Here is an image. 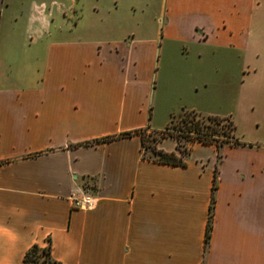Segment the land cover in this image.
<instances>
[{"label": "crops", "instance_id": "obj_1", "mask_svg": "<svg viewBox=\"0 0 264 264\" xmlns=\"http://www.w3.org/2000/svg\"><path fill=\"white\" fill-rule=\"evenodd\" d=\"M139 1L27 0V35L49 43L40 77L0 89V264H24L49 244L61 264H264V151L225 145L218 167L217 147L194 142L186 166H173L144 157L136 134L170 124H153L161 89L206 99L221 53L247 61L264 0H154V24ZM87 20L106 37L59 38ZM174 57L194 61L191 77L162 76ZM158 149L181 155L172 138ZM84 192L97 199L92 211L72 204Z\"/></svg>", "mask_w": 264, "mask_h": 264}, {"label": "rangeland", "instance_id": "obj_2", "mask_svg": "<svg viewBox=\"0 0 264 264\" xmlns=\"http://www.w3.org/2000/svg\"><path fill=\"white\" fill-rule=\"evenodd\" d=\"M62 2L66 8L69 6V0H62ZM136 6L139 14L141 11H145L151 20L150 23L154 24V19L159 10L158 4L154 0H140ZM28 8L27 0H0V89L8 87L11 91L16 90L22 79H34L35 76L40 77L43 74L47 59L45 45L49 42L47 39L41 42L40 36L30 40V36L27 35L30 28ZM119 9L123 14L130 12L127 5H120ZM62 21H57L53 27L64 26ZM91 22V20H87L85 26L71 34V37L61 35L59 38L74 37L88 41L105 38L106 36L102 37L101 34H97L91 29L89 26ZM259 27L260 29L253 36L252 46L245 63L243 59L227 58L225 53H221L220 71L218 74L216 72L213 74L216 80L220 79V83L214 85V91L207 94L206 99L193 94L182 96L173 87L167 93L164 89L159 91L154 104L153 124L157 128H164L168 123L170 124L160 131L147 130L142 133L145 141V147H142L145 157L152 158L153 154L149 148L154 146L158 149L160 143L170 138L176 140L177 144L181 146L185 157L189 153L191 139L177 136L181 133L180 131L186 130L190 121H193L190 111L181 110L180 103L182 101L188 105L199 106V104H203L205 112L230 118L236 127L235 138L246 144L240 147H252L264 151V29L261 28V25ZM196 66L193 60L185 65H180L177 63V57H174V63L169 64L167 69L166 65L163 64L162 76L168 74L173 79H187L191 77L192 70ZM204 67L205 70L209 69L207 64ZM243 69L247 73L243 74ZM166 71L168 73H165ZM242 82L244 83L242 84ZM171 113H174L175 116L170 122L169 114ZM194 122L209 124L206 121V116L202 115L195 116ZM219 129L214 135L215 137L221 141H233L231 137H228V133H230L228 126L219 127ZM191 135L193 136V133ZM203 152L205 155L209 154V150ZM221 152L224 154L222 150ZM217 163L218 160L216 159ZM217 165L220 167L221 162L219 161Z\"/></svg>", "mask_w": 264, "mask_h": 264}, {"label": "trees", "instance_id": "obj_3", "mask_svg": "<svg viewBox=\"0 0 264 264\" xmlns=\"http://www.w3.org/2000/svg\"><path fill=\"white\" fill-rule=\"evenodd\" d=\"M193 117V121H190V123L187 124L186 130L183 129V131H180L181 133L177 135L178 137L184 136L186 139H191L190 143L194 142H200L202 144L206 145H215L217 147L218 153H217V160L221 162L223 159V154L221 153V149L225 145H229L232 147L237 146H245V143H241L238 139L235 138V124L234 122L228 118V117H218V116H206V121L209 122V124H202L201 122H194V117L197 115H200L196 113L195 111H190ZM175 116V115H174ZM204 121V119H203ZM212 124V125H211ZM228 126V129H230V133H228V137H231L233 141H226V140H220L214 135L217 134V131L220 130L219 127H226ZM146 130H141L138 133L141 136L142 140V147H145V141L143 132ZM193 133V136L191 135ZM169 134V133H167ZM187 134V135H184ZM132 133H124L122 134V137L131 136ZM171 136V135H170ZM113 137L106 138L105 140L111 141ZM175 139H178L175 137ZM153 154L151 159L154 162L161 163V164H168L173 166H186V163L184 162V151L181 149V146L177 144V149L180 152V156L176 153H167L163 150L157 149L156 147H150L149 148ZM187 154V153H186ZM189 154V153H188ZM187 154V155H188ZM145 157V156H144ZM218 167L216 166L214 169V175H213V185H212V194H211V201L208 211V220L206 225V231H205V251L207 252L208 246L210 244L211 236H212V230H213V222L215 217V194L218 189ZM24 264H61L60 262L56 261L51 254V245H47L46 247H39L38 245H34L31 247L24 256Z\"/></svg>", "mask_w": 264, "mask_h": 264}, {"label": "built area", "instance_id": "obj_4", "mask_svg": "<svg viewBox=\"0 0 264 264\" xmlns=\"http://www.w3.org/2000/svg\"><path fill=\"white\" fill-rule=\"evenodd\" d=\"M71 201L74 207L86 212L94 210L97 204L96 197L87 192L71 197Z\"/></svg>", "mask_w": 264, "mask_h": 264}]
</instances>
